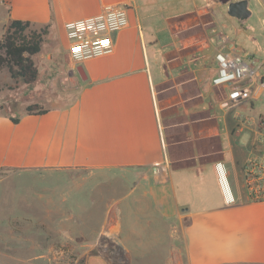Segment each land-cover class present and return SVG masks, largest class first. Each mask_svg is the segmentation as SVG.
I'll use <instances>...</instances> for the list:
<instances>
[{"label": "crops", "instance_id": "obj_1", "mask_svg": "<svg viewBox=\"0 0 264 264\" xmlns=\"http://www.w3.org/2000/svg\"><path fill=\"white\" fill-rule=\"evenodd\" d=\"M209 1L0 0L2 26L12 18L47 25L33 61L51 67L67 60L69 70L76 67L64 23L93 15L105 3L129 4L128 24L113 36V51L80 63L83 78L73 70V98L33 96L17 112H0V170L86 168L101 178L98 184L120 180L119 200L109 188L100 194L103 224L106 233L121 235L130 255L139 254L124 235V225L132 223L126 216L148 229L164 223L173 238L179 231L183 264H264V199L247 196L242 173L245 161L261 154L264 89L255 99L225 104L228 87L212 84ZM231 42L223 49L264 58V47L255 54ZM193 51L199 58L188 64ZM183 73L194 94L177 82L175 93L162 94L165 83ZM31 103L46 111L27 113ZM157 162L168 166L161 179L151 172ZM113 213L119 215L111 221ZM132 241L139 242L140 233ZM86 264L110 263L93 254Z\"/></svg>", "mask_w": 264, "mask_h": 264}, {"label": "rangeland", "instance_id": "obj_2", "mask_svg": "<svg viewBox=\"0 0 264 264\" xmlns=\"http://www.w3.org/2000/svg\"><path fill=\"white\" fill-rule=\"evenodd\" d=\"M248 6L251 15L240 20L227 14L226 4L209 1L207 34L209 44L214 47V59L216 52L229 41L242 44L255 54L264 47V0H248ZM2 20L0 16V37L5 27ZM199 55V51L189 53L188 64L195 62ZM34 63L39 74L32 84L15 83L6 69H2L0 112H17L33 96L42 98L52 93L73 98L76 79L72 72L77 76V71L69 70L67 60L51 67L44 64V59ZM191 81L190 75L183 73L167 81L162 94L170 97L175 93V82L194 94ZM168 99L169 103L172 99ZM92 174L86 168L69 173L43 169L0 170V264H86L87 256L93 254L102 255L110 264L184 263L179 231L178 235L174 232L173 238L171 228L164 223L148 229L147 225L136 223L137 219L126 216V221L132 223L124 225L127 230L124 235L130 238L129 243H133L132 248L138 249L139 255H130L117 238L120 234L106 233L105 201L100 194L109 188L112 198L119 200L123 188L120 180L98 184L101 178ZM243 188L246 191L244 185ZM118 215L114 217L113 213L111 221ZM137 233L140 241H132Z\"/></svg>", "mask_w": 264, "mask_h": 264}, {"label": "built area", "instance_id": "obj_3", "mask_svg": "<svg viewBox=\"0 0 264 264\" xmlns=\"http://www.w3.org/2000/svg\"><path fill=\"white\" fill-rule=\"evenodd\" d=\"M128 8L129 4L123 2L105 3L93 15L64 23L67 51L74 67L113 51V36L128 24ZM215 64L216 75L211 82L214 86L228 87L225 104L255 99L264 89V58L243 50L222 48L215 54ZM260 128L261 154L252 155L243 164V185L253 200L264 199V116L260 119ZM166 171L165 162H157L151 168L157 179Z\"/></svg>", "mask_w": 264, "mask_h": 264}, {"label": "trees", "instance_id": "obj_4", "mask_svg": "<svg viewBox=\"0 0 264 264\" xmlns=\"http://www.w3.org/2000/svg\"><path fill=\"white\" fill-rule=\"evenodd\" d=\"M47 34V25L36 28L31 21L10 19L0 37V70L6 69L15 83L35 82L39 71L32 56L41 50ZM2 108L3 106L0 105V109ZM25 110L32 114H41L46 111L37 103L26 105ZM10 119L14 123L18 122V116L10 115Z\"/></svg>", "mask_w": 264, "mask_h": 264}, {"label": "water", "instance_id": "obj_5", "mask_svg": "<svg viewBox=\"0 0 264 264\" xmlns=\"http://www.w3.org/2000/svg\"><path fill=\"white\" fill-rule=\"evenodd\" d=\"M221 3L227 5L226 12L228 15L243 20L248 18L252 10L248 6V0H219ZM75 70L83 78V68L81 65L76 66Z\"/></svg>", "mask_w": 264, "mask_h": 264}]
</instances>
